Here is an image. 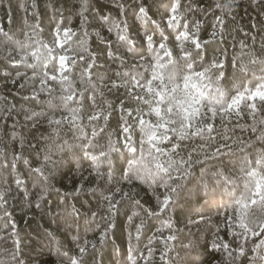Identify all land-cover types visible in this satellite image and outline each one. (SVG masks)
<instances>
[{
  "label": "snow or ice",
  "instance_id": "1",
  "mask_svg": "<svg viewBox=\"0 0 264 264\" xmlns=\"http://www.w3.org/2000/svg\"><path fill=\"white\" fill-rule=\"evenodd\" d=\"M253 5L264 10V0H250L249 7ZM79 6L84 18L83 12L89 10L88 0H80ZM116 6L120 10L117 19L105 17L104 23L109 34L115 31L116 44L126 51L118 55V48L106 41L107 47L102 52L106 62L114 64L119 60L126 66L123 72L108 75V68L100 63L101 57L85 47L86 31L77 40L79 50L74 49L69 41L77 34L62 19L53 20L50 25V43L36 40L41 26L30 25L31 33H24L27 39L15 41L23 54L15 48L7 52L10 64L32 70L30 77L25 73L21 84L22 88L30 87V95L25 100L34 105L24 110L25 120L35 126L44 119L52 131L42 160H26L14 147L12 160L8 161L5 152V163L0 166L9 173L16 162L22 161L28 166L36 189L31 197L24 198L29 207L34 204L39 209L40 201L53 190L50 165L55 164L52 159L55 151L91 160L90 175L96 178L94 186L85 188L80 184L71 195L100 192L103 204L99 211L90 210L84 235L77 233L74 237L75 248L57 253L66 264H89L87 257L93 256L98 245L104 244L114 227L110 217L117 215L118 206L123 207L122 201H131L138 209L128 216L135 227V239H140L149 218L161 221L144 252L134 250L129 242L128 264H148L154 257L153 241L161 238L165 241L162 261L172 241L184 249L193 248L191 242L184 244L178 240V230L173 232L172 214L185 194L199 198L201 193L209 204L219 196L228 231L234 239L239 237L244 241L243 244L236 241L238 256H247L248 264H264V42L259 50L245 43L239 54L234 52L230 59L227 49L222 48L208 61L202 49L209 41L200 39L201 21L189 18L198 14V9L191 4L160 0L159 4L150 5L147 0H139L132 10L133 19L149 25L143 36L137 33L139 43L129 34L132 27L127 20L119 19L120 15L127 16L123 6L119 3ZM28 7L36 5L33 2ZM239 7V0L224 3L216 0L204 10L211 9L216 21L210 39L214 40L218 34L223 36L226 21L234 18ZM0 33L12 39L2 28ZM29 40H35L37 46L29 44ZM128 55L133 57L131 65L125 58ZM14 70L20 78L19 69ZM114 91L118 95L109 101L106 93ZM117 112L119 119L113 129L110 121ZM242 120L258 143L229 135L234 128L241 127ZM64 129L71 132L72 143L58 142ZM137 181L148 184L154 206H145L134 190H123L124 184ZM15 183L19 186L22 181L15 179ZM11 190L10 177L7 189L0 190V202L7 204ZM4 211L6 216L10 215L6 208ZM64 213L66 222H75L74 217L80 215L74 206L69 212L67 203ZM97 216L104 224L100 226L102 230L93 233L95 239L90 240L87 229H91ZM203 219L201 214L200 220L193 218L188 223L198 226ZM250 241L249 250L246 245ZM12 247L7 264H25L19 242L14 240ZM221 247L228 250L231 245L216 241L210 245L212 251H219ZM0 264L6 262L0 260ZM93 264L98 262L93 260Z\"/></svg>",
  "mask_w": 264,
  "mask_h": 264
},
{
  "label": "trees",
  "instance_id": "2",
  "mask_svg": "<svg viewBox=\"0 0 264 264\" xmlns=\"http://www.w3.org/2000/svg\"><path fill=\"white\" fill-rule=\"evenodd\" d=\"M33 2L36 7H28ZM138 2L139 0H88L89 10L83 12L84 18H82L80 0H0V28L12 37L11 40H8V37L0 33V164L5 163V152H7L8 161L12 160L14 147L16 152L22 154L26 160H42L45 145L50 144L48 137L52 131L44 119L35 126L31 121L25 120L24 110L31 109L34 105L25 100V96L30 95V87L26 85L22 88L21 84L24 83L25 73L30 77L32 70L27 69L24 65L10 64L6 58L7 52L13 48L20 51L21 55L23 54L15 41L26 40L24 33H31L29 26L39 24L42 30L35 39L50 43L52 40L50 25L53 20L62 19L64 24L71 27L77 34L69 41V44L79 50L77 40L86 31L88 36L85 47L101 57L100 63L105 64V67L108 68V75H114L117 71H125L126 66H122L119 60L114 64L111 61L106 62V57L102 52L107 47L106 41H111L113 47L118 48V55H123L126 49L116 44L115 31L111 34L108 33L104 18L110 17L115 21L120 11L116 5L117 3L121 4L127 16L120 15L119 19L127 20V23L132 27L129 34L139 43L137 33L139 36H143L149 25L133 19L132 10ZM221 2L224 3L226 0H221ZM147 3L156 5L160 3V0H147ZM181 3L191 4L193 8L198 9V14L189 18L201 21L200 39L202 42L209 41L204 45L202 55L208 61L219 54L222 48L227 49L230 59L234 52L239 54L243 44L246 43L249 47L254 46L259 50L261 43L264 42V10L255 5L249 7L250 0H239L240 7L236 9L234 18H229L226 21L223 36L218 34L214 40L210 39V33L216 21L211 9L207 12L204 10L209 5H214L216 0H199V3L196 0H181ZM25 7L28 8L27 12ZM155 12L156 8L153 7V13ZM253 24L256 25L255 28L251 27ZM28 43L34 47L37 46L35 40H29ZM125 58L128 65L133 63L132 56L128 55ZM16 59H19V56H16ZM15 68L19 69L20 78H17ZM5 73H9V75L6 76ZM76 76L78 78L79 70H77ZM14 79L15 83L12 82ZM56 94H59V90ZM117 95L118 93L115 91L111 94L106 93V98L109 101H114ZM36 110L39 111V108ZM118 119L119 112L110 121L113 129ZM233 134L234 138L240 137L244 140H251L253 144L258 143L252 139L251 132L244 120L241 121V127L234 128L232 132H229V135ZM57 140L59 143H63L64 140L72 143V134L64 129L61 132V138H57ZM113 140H115V136H113ZM104 142L101 141L102 144ZM52 159L55 161L54 165H50L52 173L50 183L53 190L47 192L45 199L40 201L39 209L34 204L29 207L24 198L26 195L31 197L36 189V183L32 180L28 166L22 161L16 162V167L12 168L10 173L0 166V190L7 189L10 177L12 188L11 194L7 198V204L0 202V260L5 261L6 264L11 260L10 253L13 250L14 240L19 242L25 264H66L64 260L58 258L57 253L75 248L74 237L77 233L81 236L84 235L85 226L90 222V210L99 211L102 207L103 196L100 192L93 195L85 191L79 196L71 195L75 187L80 184H83L85 188L94 186L96 178L90 175L91 160L73 157L70 152L62 151H55ZM198 168L199 166H197V174ZM15 179H20L21 185L17 186ZM104 187L107 188V185ZM123 190L129 192L134 190V194L142 198L145 206L149 204L154 206L155 204L147 183L137 181L132 185L124 184ZM66 194L68 195L65 201ZM65 203H67L69 212L73 206L79 209L80 215L74 217L75 222L65 221ZM122 203L123 207L118 206L117 215L110 217L114 227L110 230L104 244L98 245L94 255L87 257L89 264H93V260L98 264H128L129 242L131 241L134 250L144 252L145 246L149 244L156 229L161 226V221L149 218L141 232L140 239H135V227L130 224L128 216L138 209L131 201H122ZM218 205L220 206L218 207ZM5 208L10 213L9 216L5 215ZM201 214L204 219L198 226L188 223L193 218L200 220ZM134 219L136 223H139V219ZM172 219L173 232L177 233L178 230V240H183L184 244L191 242L194 247L184 249L180 243L172 241L170 242L171 249L162 261L160 256L164 250L165 241L163 238L158 241L154 240V257L148 261V264H173V262L184 264L186 261H195L196 264H248L247 256L239 257L235 251L236 241L239 240L240 244H243L244 241L239 237L234 239L228 231L225 210L219 196L209 204L203 193L199 198L185 194L172 214ZM103 224L104 221L97 216L92 222L91 229H87L88 239H95L93 233L102 230L100 226ZM164 235H168V232L165 231ZM217 237L222 239H217ZM213 241L218 244L228 243L231 248L225 250L221 247L219 251H212L210 245ZM251 247L252 242L250 241L246 248L250 250ZM248 255H251L250 251Z\"/></svg>",
  "mask_w": 264,
  "mask_h": 264
}]
</instances>
